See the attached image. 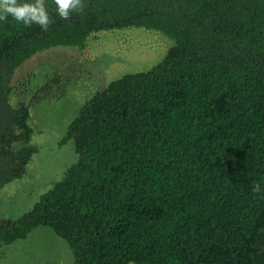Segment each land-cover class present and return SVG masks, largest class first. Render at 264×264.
Wrapping results in <instances>:
<instances>
[{
	"label": "trees",
	"instance_id": "1",
	"mask_svg": "<svg viewBox=\"0 0 264 264\" xmlns=\"http://www.w3.org/2000/svg\"><path fill=\"white\" fill-rule=\"evenodd\" d=\"M83 4L63 20L46 0L47 31L0 21V193L35 153L28 107L9 103L26 60L128 28L171 45L82 104L62 140L74 162L0 220V248L46 227L70 264H264V0Z\"/></svg>",
	"mask_w": 264,
	"mask_h": 264
},
{
	"label": "rangeland",
	"instance_id": "2",
	"mask_svg": "<svg viewBox=\"0 0 264 264\" xmlns=\"http://www.w3.org/2000/svg\"><path fill=\"white\" fill-rule=\"evenodd\" d=\"M171 41L151 30L128 28L90 35L83 49L49 48L32 55L14 73L9 103L27 106L35 148L25 174L0 193V220L18 219L33 200L74 162L66 126L93 94L119 76L156 64ZM66 244L38 227L0 248V264H70Z\"/></svg>",
	"mask_w": 264,
	"mask_h": 264
},
{
	"label": "clouds",
	"instance_id": "3",
	"mask_svg": "<svg viewBox=\"0 0 264 264\" xmlns=\"http://www.w3.org/2000/svg\"><path fill=\"white\" fill-rule=\"evenodd\" d=\"M53 3L58 16L63 20L70 19L73 13H79L84 8L83 0H53ZM8 17L25 26L39 25L45 31L54 23L49 16L46 0H0V21H6ZM252 191L260 193L262 189L256 185Z\"/></svg>",
	"mask_w": 264,
	"mask_h": 264
},
{
	"label": "water",
	"instance_id": "4",
	"mask_svg": "<svg viewBox=\"0 0 264 264\" xmlns=\"http://www.w3.org/2000/svg\"><path fill=\"white\" fill-rule=\"evenodd\" d=\"M126 74V73H125Z\"/></svg>",
	"mask_w": 264,
	"mask_h": 264
}]
</instances>
